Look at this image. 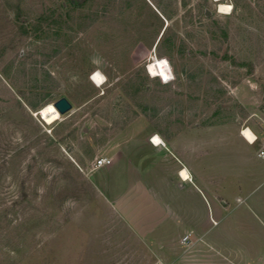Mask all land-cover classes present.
<instances>
[{
  "label": "rangeland",
  "instance_id": "rangeland-1",
  "mask_svg": "<svg viewBox=\"0 0 264 264\" xmlns=\"http://www.w3.org/2000/svg\"><path fill=\"white\" fill-rule=\"evenodd\" d=\"M151 1L160 14L148 0H0V264H155L94 161L140 126L263 125L264 0ZM250 81L245 108L232 89ZM61 97L71 109L44 123Z\"/></svg>",
  "mask_w": 264,
  "mask_h": 264
},
{
  "label": "crops",
  "instance_id": "crops-1",
  "mask_svg": "<svg viewBox=\"0 0 264 264\" xmlns=\"http://www.w3.org/2000/svg\"><path fill=\"white\" fill-rule=\"evenodd\" d=\"M255 89V82H241L232 92L248 108ZM259 119L261 126L243 125L253 141L236 123L171 134L140 126L129 151L130 142L108 157L109 165L95 168L94 181L109 206L153 247L155 264H264L254 235L264 231V186L258 189L264 185V116ZM153 135L162 143L152 144ZM123 159L128 165L120 164ZM184 236L189 240L182 242Z\"/></svg>",
  "mask_w": 264,
  "mask_h": 264
},
{
  "label": "bare ground",
  "instance_id": "bare-ground-1",
  "mask_svg": "<svg viewBox=\"0 0 264 264\" xmlns=\"http://www.w3.org/2000/svg\"><path fill=\"white\" fill-rule=\"evenodd\" d=\"M216 1H218V0H216ZM230 8L231 7L226 6L224 4H218V6H217L218 13H221V14H228ZM149 74H151V75L155 74V67L152 66V65L149 66ZM92 80L97 86H101L104 79L99 74H95L92 77ZM39 116L43 120V122L46 123V124H51L55 120L60 118L59 112L54 107V104H53V106L48 105L44 109H42L40 114H39ZM241 134L247 139V141L248 140L249 141L255 140L254 135L252 134V132L249 129H243ZM182 176H184L186 178V173L182 172Z\"/></svg>",
  "mask_w": 264,
  "mask_h": 264
},
{
  "label": "built area",
  "instance_id": "built-area-1",
  "mask_svg": "<svg viewBox=\"0 0 264 264\" xmlns=\"http://www.w3.org/2000/svg\"><path fill=\"white\" fill-rule=\"evenodd\" d=\"M241 133H242V130H241ZM156 135H153L151 138H150V141L152 142V144H159V143H162L161 139H159L158 141H155L154 140V137ZM259 155L260 156H263L264 155V148L259 152ZM111 158H108V157H100V158H97L95 161H94V168H98V167H101V166H104V165H109L111 163ZM187 240H189V236H184L182 238V242H186ZM157 264H162V263H157Z\"/></svg>",
  "mask_w": 264,
  "mask_h": 264
},
{
  "label": "water",
  "instance_id": "water-1",
  "mask_svg": "<svg viewBox=\"0 0 264 264\" xmlns=\"http://www.w3.org/2000/svg\"><path fill=\"white\" fill-rule=\"evenodd\" d=\"M53 104L54 107L58 110L59 114H63L71 109V104L65 97L59 98Z\"/></svg>",
  "mask_w": 264,
  "mask_h": 264
}]
</instances>
